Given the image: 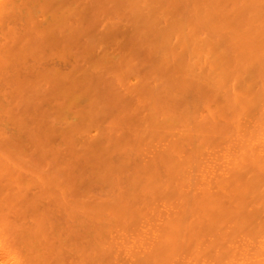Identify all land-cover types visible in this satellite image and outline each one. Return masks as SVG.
<instances>
[{
  "label": "bare ground",
  "instance_id": "obj_1",
  "mask_svg": "<svg viewBox=\"0 0 264 264\" xmlns=\"http://www.w3.org/2000/svg\"><path fill=\"white\" fill-rule=\"evenodd\" d=\"M92 2L0 0V118L36 157L0 127V264H264V0H116L134 81L86 131L48 109L24 124L12 58L86 40ZM57 73L38 72L52 100Z\"/></svg>",
  "mask_w": 264,
  "mask_h": 264
},
{
  "label": "rangeland",
  "instance_id": "obj_2",
  "mask_svg": "<svg viewBox=\"0 0 264 264\" xmlns=\"http://www.w3.org/2000/svg\"><path fill=\"white\" fill-rule=\"evenodd\" d=\"M115 4L116 0H93L92 10L83 23L86 24L83 25L84 28L90 29L86 40L70 45L63 43L53 49L44 44H31L21 48L16 57L12 58V113H16L17 118L21 116L23 120L20 121L29 125L32 111L42 114L44 109H48V119L56 122L55 125L59 126V129L66 131V127L73 124L80 128V131H86L89 125L94 123V113L98 111L94 109L93 100L99 101L105 92H120L123 82L125 84L129 79L131 82L134 81L132 76L121 75L119 72V65L123 58L124 29L129 22L121 14V9L114 8ZM84 28L81 30H87ZM81 30L77 31L79 35L82 34ZM43 68L56 69L64 85L67 86V90L61 91L54 100H52L53 95H44L48 91V84L42 85L44 81L38 77V72ZM17 77L29 84L26 99L17 95L15 85ZM89 77L97 83L102 81L99 85L97 84L98 88L93 86L92 90L88 89L91 85ZM2 87L0 98L4 100L8 94L2 95V91L8 92L11 89L8 84ZM68 94L71 96H67ZM1 118L0 124L3 126L0 127L6 129L2 130L5 132L11 130L10 133H12L5 135L12 136V141L24 148L23 150L19 146L23 153L28 155L27 157L36 158L34 147L28 142L27 135L17 130L18 127L14 124L15 119L12 118L11 124L6 117ZM52 139L54 144L62 148L66 147L57 132L52 134Z\"/></svg>",
  "mask_w": 264,
  "mask_h": 264
}]
</instances>
